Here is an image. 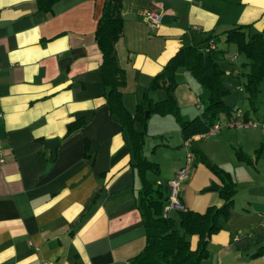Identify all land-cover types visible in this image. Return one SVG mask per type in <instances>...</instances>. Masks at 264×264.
Instances as JSON below:
<instances>
[{
  "label": "crops",
  "instance_id": "crops-1",
  "mask_svg": "<svg viewBox=\"0 0 264 264\" xmlns=\"http://www.w3.org/2000/svg\"><path fill=\"white\" fill-rule=\"evenodd\" d=\"M39 1L0 0V144L6 157L0 165V264H128L146 242L137 201L142 178L131 165L130 137L111 113L101 80L103 57L95 30L104 0H55L48 9ZM143 7L157 10L161 22L153 26L145 21L138 14ZM122 15L116 51L126 73L123 103L132 115L147 91L154 100L165 96L164 88L149 87L181 47L198 44L204 49L212 36L218 48L220 38L226 39L223 31L239 24L264 31V0H123ZM233 55L226 60L224 53L219 62H227L220 65L224 84L233 92L224 100L234 111L219 118L239 115L258 120L259 126L222 123L215 133L185 140L179 123H170L180 128L182 142H165L160 134L153 147H161L153 155L151 130L143 145L148 159L169 150L165 143L179 146L180 156L168 175L162 174L159 158L161 174L147 173L164 186L192 150L190 177L180 191L185 207L203 212L224 202L219 193L223 180L204 155L235 182L229 219L211 236L201 264H264V253L254 256L264 245V79L257 110H248L239 80L248 66L239 67ZM234 67L240 72L231 77ZM189 75L185 67L177 69L176 77L184 76L186 83H177L174 94L179 100L181 86L184 107L195 103L201 110V97L208 93L197 94ZM189 113L184 117L190 118ZM81 117L85 125L63 139L68 124ZM154 124L158 129L168 123ZM51 138L59 139L55 159L45 147ZM212 184L218 188H209ZM187 194L194 198L185 203ZM191 238L195 247L198 236Z\"/></svg>",
  "mask_w": 264,
  "mask_h": 264
},
{
  "label": "trees",
  "instance_id": "trees-1",
  "mask_svg": "<svg viewBox=\"0 0 264 264\" xmlns=\"http://www.w3.org/2000/svg\"><path fill=\"white\" fill-rule=\"evenodd\" d=\"M54 1L40 0L39 5L48 9ZM122 1H103L95 39L103 57L101 80L105 87L107 104L113 116L127 130L132 152L131 165L142 178L137 201L145 225L146 242L144 248L128 260V264H201L208 256L211 236L222 229L223 220L229 219V210L236 193L235 182L229 172L204 155L203 159L223 180L219 193L224 202L221 206H209L203 212L184 205V208L178 209L177 226V220L165 214L164 206L168 200L167 185L157 184L147 176L151 170L157 175L160 174V166L143 155V145L147 137L145 111L150 110L148 117L154 111L161 114L174 113L185 140L193 135L208 132L222 113L231 115L234 110L224 100L231 91L224 84L225 69L219 62L224 51L216 48V43L215 47L211 48L209 40L212 36L206 39L208 43L204 49L198 44L181 47L162 70L154 75L149 87L150 91L164 88L165 96L160 100H154L147 91L137 104L135 114L132 115L123 103L122 88L126 83V73L119 63L116 51V42L123 33ZM222 34L226 36V42L235 43L238 51L241 50L246 55L247 61L243 62L242 66H248V69L242 72L245 76L242 87L249 100L248 110L255 112L261 82L264 79V31L253 32L250 24H239L223 31ZM181 66L185 67L208 93L201 97L200 113L188 119L179 113L180 105L174 94L177 86L176 72ZM136 121L140 122V127L135 125ZM85 122V118L82 117L71 121L63 139L73 135L85 125ZM194 151L199 152L198 148H194ZM192 235L198 236L195 247L188 237ZM263 253L264 245L254 256Z\"/></svg>",
  "mask_w": 264,
  "mask_h": 264
},
{
  "label": "rangeland",
  "instance_id": "rangeland-1",
  "mask_svg": "<svg viewBox=\"0 0 264 264\" xmlns=\"http://www.w3.org/2000/svg\"><path fill=\"white\" fill-rule=\"evenodd\" d=\"M218 48L219 49H222L224 51V53H226V60H228V56L233 55V54H236L237 55L236 62L238 63L237 65L239 67H240V65H242L243 62H246L247 61V58H246L245 53H243L241 50L238 51L239 49H238V47H237V45L235 43H228V42L224 41L222 38H220V40L218 41ZM222 62L223 61H220V63H222ZM224 64L226 65L227 62H223L222 63V65H224ZM232 66H234V65H232ZM245 71H247V68L245 69ZM227 76H225V79L230 78L229 77L230 75H227ZM231 77H235V76L231 74ZM190 78L193 79L192 80L193 83H196V85L198 87L197 94L199 93L201 96H204V91H206V90H204V87L193 76H190L189 75V77H188L187 80H189ZM176 80H177V83H182V84L186 83V78L184 76H177L176 77ZM239 80L241 82H243L245 80V76L244 75H242V77L240 76ZM179 89L180 90H183L181 88V86H179ZM180 90L178 92L179 93V96H180L179 97V100H178V103L180 105V107H179V113L184 117L185 116L184 113L185 112L189 113L188 111H190L189 114H192V115H189V116H191L190 118H192L195 114L200 113V110L196 108V104L195 103H193L192 105L188 106L187 108L184 107L183 104H184V100L186 98L183 97L182 95H180L181 94ZM231 92H233V89L231 90ZM146 111H145V116L147 118V121H146V123H147L146 131H147V133H149L151 130H152V133H154V131H155V133L153 135H151V139H152L151 140V146H152L153 155H156V149L159 146L153 147V145L155 144L156 138H157L158 135L160 136V134H164L162 136L165 137V142L166 141L176 142V140L181 139V136H180V133H181L180 132V128H178V126H175V128H173L172 125L170 124V123H179V121H178L177 117L174 115V113H172V112H168V113H165V114H161V113H158V112H155L154 111V113L151 116L148 117V114L146 115ZM155 115H158V116H155ZM166 116H168L167 117L168 119L166 118ZM154 118H158L159 121H155ZM219 120L222 121V123H227L228 122L224 117L219 118L218 121ZM154 123H168V124H165V126H159V128L156 129L158 126H156ZM179 127H180V124H179ZM225 127H227L226 124H225ZM163 130H165V131L167 130V133H165ZM158 139H160V138H158ZM159 142H162V141L159 140ZM180 142H182V139H181V141H179V143ZM165 148L166 149H169V150H165L163 152L158 153L157 158L152 157V155L150 157L151 158L150 160L151 161H154V162H156V159H158V158L161 160V163H162V174L163 175L164 174H167L169 172L170 168L173 166V164H175L174 161L176 159H178L179 156H180L179 151H177V149L179 148L178 145H173L172 147H169L168 144L165 143ZM236 151H239V148H237ZM159 166H160V174H161V165L159 164ZM179 168H177V169H179ZM148 173H151V177H155L157 175L152 170H151V172H148ZM160 174H158V175H160ZM183 190H184V188H183ZM188 197L190 199H193L194 198V195L193 194H187V195H185L184 196L185 203H188V200H189ZM182 204L183 205H186L184 203H182ZM168 215L171 216V217H173V218H175L177 220L176 221V225L178 226V207L177 208H170L169 211H168ZM188 237H190V239L192 240V238H191L192 236H188Z\"/></svg>",
  "mask_w": 264,
  "mask_h": 264
},
{
  "label": "built area",
  "instance_id": "built-area-1",
  "mask_svg": "<svg viewBox=\"0 0 264 264\" xmlns=\"http://www.w3.org/2000/svg\"><path fill=\"white\" fill-rule=\"evenodd\" d=\"M138 14L145 20L147 21L150 25H157L161 22L162 16L161 14L155 10L154 8H149V7H143L138 11ZM210 46L213 49L215 47V42L214 40H210ZM237 58V55H233L231 57V60L234 61ZM239 68H232L231 69V74L236 76L239 74ZM2 112L0 111V116H2ZM228 122L226 123L227 126L229 127H238V128H244L248 126H254L257 127L259 126L258 120H246L243 118H240L239 115H237L235 118L227 120ZM222 127V122L217 121L212 125V127L209 129L207 133H215ZM264 127V125H263ZM203 133V134H207ZM6 160L5 157V152L3 150L2 145L0 144V165L4 163ZM192 160H193V153L191 151L187 152L186 155V163L181 166L179 169H177L173 175V178H171L168 183H167V188H168V200L165 205V214H168V211L170 208H177L181 209L184 208V205L182 204L180 200V191H181V186L183 182L190 177L191 173V167H192ZM37 264H52L51 261L48 260H39Z\"/></svg>",
  "mask_w": 264,
  "mask_h": 264
},
{
  "label": "water",
  "instance_id": "water-1",
  "mask_svg": "<svg viewBox=\"0 0 264 264\" xmlns=\"http://www.w3.org/2000/svg\"><path fill=\"white\" fill-rule=\"evenodd\" d=\"M149 114V110L146 111V115ZM59 144V139L58 138H51V139H47V141H45V147L46 148H49L52 153H53V159H55L56 157V148ZM52 163H49L47 165V169H50L49 167H51ZM211 189H217L218 188V185L217 184H212L211 187H209Z\"/></svg>",
  "mask_w": 264,
  "mask_h": 264
}]
</instances>
